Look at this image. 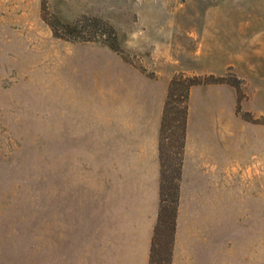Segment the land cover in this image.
Here are the masks:
<instances>
[{"label":"rangeland","instance_id":"obj_1","mask_svg":"<svg viewBox=\"0 0 264 264\" xmlns=\"http://www.w3.org/2000/svg\"><path fill=\"white\" fill-rule=\"evenodd\" d=\"M162 179L169 264H264V0H0V264H149Z\"/></svg>","mask_w":264,"mask_h":264},{"label":"trees","instance_id":"obj_2","mask_svg":"<svg viewBox=\"0 0 264 264\" xmlns=\"http://www.w3.org/2000/svg\"><path fill=\"white\" fill-rule=\"evenodd\" d=\"M53 30L61 29L63 32L74 33L75 27L71 26L67 22L60 21L58 24H51ZM59 25V28H58ZM112 45V44H111ZM190 84H180L178 86L179 92L185 97L188 96V91ZM172 95V87L167 92V100L163 109V117L168 113V96ZM180 108V107H179ZM181 117L180 130L184 132L185 128V117L186 108L181 107L179 110ZM173 192H171L168 198V187L165 185L164 179L161 180L159 186L160 203L157 214L156 223L152 231L151 248L149 256V264H169L171 261L174 233L176 227V216H177V186L174 184L172 187ZM167 193V196H166ZM166 196V198H165Z\"/></svg>","mask_w":264,"mask_h":264}]
</instances>
